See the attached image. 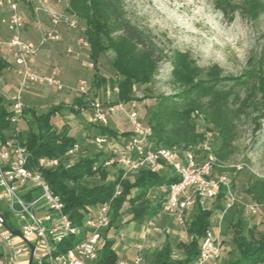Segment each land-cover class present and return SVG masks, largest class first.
Segmentation results:
<instances>
[{"label":"rangeland","instance_id":"obj_1","mask_svg":"<svg viewBox=\"0 0 264 264\" xmlns=\"http://www.w3.org/2000/svg\"><path fill=\"white\" fill-rule=\"evenodd\" d=\"M50 3L54 10L61 9L54 4V0H50ZM84 3L90 12V0H84ZM19 5L28 20L22 36L35 42L39 28L49 26L48 16L40 13L38 22L29 7ZM124 9L132 23L151 31L159 46L180 54L203 72L215 68L220 76L230 77L241 83V96L245 99L244 121L240 137L234 144V152L227 161V165L236 169V172L227 173L229 188L236 202L228 209L222 206L214 207L212 223L208 228L213 235L218 234L221 246L220 257L212 264H226L238 256L231 241L230 223L234 219L241 222L243 233L251 228L256 235L264 232V202L258 204L255 213H251L244 205L251 202L245 193L248 174L264 176V0H124ZM77 21L75 29L59 25L57 27L59 40L47 43L36 54L43 56L42 66H37L38 69L42 73H47L52 68H57L64 87L55 90L44 84L29 86L22 91V100L26 109L34 111L37 115L45 113L54 104H65L67 108L56 114L51 123L57 132L73 136L79 144L78 152L67 162L71 164L79 158L95 156L100 163L107 158L110 150L106 145L94 142V138L101 135V126L89 121L90 108L87 106L89 100H86V107L78 113L71 112L68 106L79 95L77 91L79 80L86 81L88 99L95 96L103 101L112 99L111 96L107 98L103 89L105 86H111L116 78L111 65L115 54L111 49L101 52L93 69L83 66L81 57L67 55L65 53L67 46L89 53V48L83 49L82 45H78L79 39L84 36L85 18L78 17ZM0 55L6 59L10 67V57L5 55L4 51H1ZM90 60L93 61L91 57ZM179 87L180 83L173 75L171 63L161 61L153 71L150 83L136 84L133 87L140 120L147 122L151 110L155 108V96L175 93ZM255 121L261 123L260 130L256 132L253 131ZM196 125L199 131H204L203 143L209 152L212 151L220 142L217 129L200 120H196ZM105 127L120 134L116 138L107 137L106 144L112 141L116 145L125 144L126 135L123 133L129 131V126L122 112L116 110L110 114ZM21 128L25 131L35 130L30 115L23 119ZM236 166L240 168L237 169ZM107 171L110 179L116 173V167H109ZM219 173L215 167L213 174ZM86 182L90 185L97 184L99 179L91 177L86 179ZM164 190L149 189L146 197L151 203H155ZM135 194L136 190H132L131 197ZM213 204L215 205V201ZM131 209V205L126 202L121 216L106 232V237L116 243L114 249L119 254L122 253L120 257L130 259L134 255V245L141 241L145 258L155 248L166 244L171 247L173 259L183 256L182 249L177 245L190 240L185 229L196 214L195 208L183 213L180 220L158 211L142 225L130 222ZM7 222L12 223V219L8 217ZM144 228L148 232L141 240L139 235ZM124 245L127 248L121 250Z\"/></svg>","mask_w":264,"mask_h":264},{"label":"trees","instance_id":"obj_2","mask_svg":"<svg viewBox=\"0 0 264 264\" xmlns=\"http://www.w3.org/2000/svg\"><path fill=\"white\" fill-rule=\"evenodd\" d=\"M69 6L77 17L85 18L84 38L88 42L89 56L93 62L96 64L98 55L106 49L114 51L111 65L116 78L112 84L118 87L119 100L126 102L136 99L133 95L134 85L150 83L153 71L161 61H169L173 66V75L180 87L175 93L154 97L155 108L151 110L146 122L151 128L150 140L153 146L192 149L196 153L199 152L205 138L204 131L197 129L196 120H200L217 129L220 136L218 146L211 151L215 157V167L220 172H236L234 167L227 165V161L240 137L245 115V99L241 96L242 87L239 81L220 76L215 68L203 72L180 54L159 46L150 30L135 25L127 17L124 0H90V12L87 11L84 0H70ZM8 67L9 63L0 55V75ZM85 103L84 96L78 95L68 109L78 113L80 110L75 109L74 105L85 107ZM5 104L6 100L0 96L2 128L9 127L5 119L8 114ZM65 108V104H54L39 115L25 109L23 119L30 115L35 130L25 131L21 128L19 137L28 153L27 167L40 171L51 191L64 203L65 213L78 224L82 220L85 207L110 200L113 210L111 227L121 216L126 202L132 207V223L142 225L147 218L155 216L160 211L165 190L155 203L148 200L147 191L152 188L165 189L169 183L176 181L177 177L170 173L168 167H164L158 172L142 169L133 179L121 178V171L116 170L109 179L108 167L103 161L98 163L95 156L82 157L69 164L64 154L76 139L66 133L57 132L51 123V119ZM260 128L261 123L255 121L253 131L256 132ZM100 134L113 138L120 135L105 126H101ZM123 134L128 136L129 132ZM42 157L63 158L65 161L54 168L42 169L38 167V161ZM95 163L97 165L94 168ZM165 171L169 173L166 174ZM91 177H97L99 183L88 184L86 179ZM117 186L120 192L114 196ZM245 186V193L251 202H264V176L249 173ZM132 190H136L133 197ZM226 198L227 193L222 187L214 198L213 207L204 209L194 205L196 214L185 229L190 240L177 245L183 251L182 257L173 259L171 247L166 244L155 248L145 258V263L172 264L193 260L197 255L200 239L212 223L213 208L224 207ZM230 226L231 241L238 256L226 264L264 263V232L256 235L251 228L243 233L242 224L238 219H234ZM113 244V240L105 239L97 264H117L119 255Z\"/></svg>","mask_w":264,"mask_h":264},{"label":"built area","instance_id":"obj_3","mask_svg":"<svg viewBox=\"0 0 264 264\" xmlns=\"http://www.w3.org/2000/svg\"><path fill=\"white\" fill-rule=\"evenodd\" d=\"M69 2L70 0H54V4L61 7L54 10L50 0H0V9L4 11L0 17V24L9 34L5 38L0 37V52L4 51L5 55L10 57V67L16 77L13 90L9 94H4L0 75V96L6 100L8 114L5 119L9 123L8 128L0 126V214L9 227L5 228L0 218V264H28L30 254L31 264H97L100 249L107 238L106 232L112 228L113 210L110 200L85 207L81 222L74 223L65 213L64 203L51 191L40 171L27 167L28 153L24 142L19 138L23 112L26 109L22 91L29 86L41 84L55 90L64 87L57 68L42 73L32 64V58L47 43L59 40L57 32L59 25L71 29L77 27L78 17L71 12ZM19 4L29 7L38 22L40 13L48 16L49 26L39 28L35 42L22 36L28 20L20 10ZM78 45H82L83 49L89 48L84 36L79 39ZM65 53L81 57L83 66L88 69L95 66L90 60L89 53L84 50H75L67 46ZM104 90L107 98L111 96L112 99L103 101L98 96L88 99L86 81H78L79 95L84 96L85 101L89 100L88 105L86 103L85 105L90 108L91 123L106 126L108 116L117 110L124 114L129 126L125 144L116 145L113 141L106 144L107 136L104 135L94 138L96 144H104L110 150L103 161L106 167L115 166L116 170L121 171V178L135 176L142 169L158 172L163 167H168L177 180L166 186L160 211L179 220L182 214L194 205L205 208L207 202L214 199L222 187L227 193L224 209L235 204L236 199L229 188L228 172L213 174L215 157L208 151L205 143L200 146L197 153L192 149L153 146L150 140L151 128L140 120L136 100L126 102L119 100L118 87L115 84L105 86ZM74 108L80 111L84 109L78 105H74ZM78 150L79 144L74 142L66 150L64 158L71 159ZM63 161H65L63 158L42 157L38 161V167L54 168ZM96 165L95 163L94 168ZM119 192L117 186L114 196ZM36 193L38 195L34 196ZM244 205L251 213H255L258 206L253 202ZM8 217L12 219V223L6 221ZM147 232L146 228L142 230L139 235L141 240ZM217 235H213L207 229L199 241L195 258L189 262L172 264L215 262L221 253ZM30 244L33 245L32 250ZM134 248V255L130 259L118 260L117 264H147L142 253V241L135 244Z\"/></svg>","mask_w":264,"mask_h":264},{"label":"crops","instance_id":"obj_4","mask_svg":"<svg viewBox=\"0 0 264 264\" xmlns=\"http://www.w3.org/2000/svg\"><path fill=\"white\" fill-rule=\"evenodd\" d=\"M20 8V10H21V7H19ZM22 11V10H21ZM23 12V11H22ZM4 14V11L3 10H1L0 9V17L2 16ZM9 34H8V32H7V30H6V28L2 25V24H0V37L1 38H5V37H7ZM26 40H28V39H26ZM45 57H47L46 55H45ZM43 61V56L40 54V56H37V55H35L33 58H32V64L35 66V67H37V66H42L41 65V62ZM38 68V67H37ZM53 69V68H52ZM50 71V70H49ZM62 73V72H61ZM9 75H12L11 77H8ZM1 78H2V84H1V88H2V92L4 93V94H9L12 90H13V88H14V86H15V84H16V77L13 75V73H12V70H11V67H8V68H6V69H4L3 71H2V73H1ZM164 168V167H163ZM162 168V169H163ZM161 169V170H162ZM160 170V171H161ZM130 179H133L134 178V176H131V177H129ZM213 202H214V199H212V200H209L208 202H207V206L205 207V208H211V207H213L214 206V204H213ZM204 208V209H205ZM191 209H194V206H192V207H190L187 211H189V210H191ZM186 211V212H187ZM177 219V218H176ZM179 220V219H178ZM219 229L217 228V231H218ZM115 244L116 243H114L113 244V247L115 246ZM125 248H127L125 245L124 246H122L121 247V250L123 249H125ZM118 253V252H117ZM118 255H119V260H123V259H126V258H124V257H120V256H122V253L121 254H119L118 253ZM132 257V256H131ZM209 264H212V263H209Z\"/></svg>","mask_w":264,"mask_h":264},{"label":"water","instance_id":"obj_5","mask_svg":"<svg viewBox=\"0 0 264 264\" xmlns=\"http://www.w3.org/2000/svg\"><path fill=\"white\" fill-rule=\"evenodd\" d=\"M0 218L3 220V215H2V214H0ZM2 225H3L5 228L9 229V227H8L7 224L4 222V220L2 221ZM30 248H31V250H32V249H33V245L30 244ZM31 258H32V254H30V256H29L28 264H31Z\"/></svg>","mask_w":264,"mask_h":264}]
</instances>
